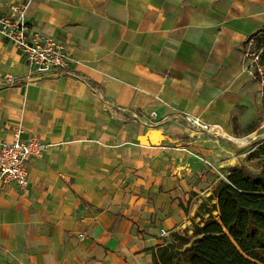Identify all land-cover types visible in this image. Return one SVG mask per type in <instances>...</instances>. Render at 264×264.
Listing matches in <instances>:
<instances>
[{
    "label": "crops",
    "instance_id": "1",
    "mask_svg": "<svg viewBox=\"0 0 264 264\" xmlns=\"http://www.w3.org/2000/svg\"><path fill=\"white\" fill-rule=\"evenodd\" d=\"M16 6L73 61L38 76L0 35V144H50L28 190L0 196V264H153L174 234L193 239L221 182L198 156L264 134L243 55L264 0H0V18Z\"/></svg>",
    "mask_w": 264,
    "mask_h": 264
},
{
    "label": "trees",
    "instance_id": "2",
    "mask_svg": "<svg viewBox=\"0 0 264 264\" xmlns=\"http://www.w3.org/2000/svg\"><path fill=\"white\" fill-rule=\"evenodd\" d=\"M258 41L264 42V35ZM250 158L263 159L261 171L241 167L221 180L214 192L218 218L209 211L193 239L174 234L154 254L153 264H264V142Z\"/></svg>",
    "mask_w": 264,
    "mask_h": 264
},
{
    "label": "built area",
    "instance_id": "3",
    "mask_svg": "<svg viewBox=\"0 0 264 264\" xmlns=\"http://www.w3.org/2000/svg\"><path fill=\"white\" fill-rule=\"evenodd\" d=\"M27 6H16L13 13L0 18V35L13 44L15 49L25 58L33 73L41 77L51 76L67 71L73 61L67 47L52 37L35 33L29 36V25L26 21ZM264 35L259 31L252 35L244 48V71L254 81L264 86V42L258 39ZM13 83V77H7ZM194 126L202 130L210 129L199 121ZM50 144L39 138L22 139L18 131L12 140L0 144V196L15 186L26 192L30 185L28 163L31 158H41ZM212 168L213 164L207 162ZM215 168V167H214ZM162 238L169 233L162 230Z\"/></svg>",
    "mask_w": 264,
    "mask_h": 264
},
{
    "label": "rangeland",
    "instance_id": "4",
    "mask_svg": "<svg viewBox=\"0 0 264 264\" xmlns=\"http://www.w3.org/2000/svg\"><path fill=\"white\" fill-rule=\"evenodd\" d=\"M203 131V130H198ZM236 139H245V141H233L234 146L237 148L236 151H234L233 155H227V157L221 158L220 161L218 160L217 163H214V167H210L207 162L208 160L204 156H198V158L204 162L208 166L210 170H213L216 172V175L218 178H220V181L223 179H226L229 172H232L233 170L240 169L241 167L246 168L248 171L258 173L261 171L263 159L262 158H250V153L254 150H257L262 143L264 142V134L257 135V136H250L247 138H236ZM241 146V147H240ZM236 160L235 165H229L230 160L232 159ZM210 163V162H209ZM222 164V165H221ZM222 166V167H221ZM214 204L212 201L209 202L208 211L213 212V215L218 218L219 213L213 209ZM195 232V231H194ZM174 238V237H173ZM192 238V237H190ZM179 243V244H178ZM178 245H180V242H177ZM179 247H182L181 245Z\"/></svg>",
    "mask_w": 264,
    "mask_h": 264
},
{
    "label": "water",
    "instance_id": "5",
    "mask_svg": "<svg viewBox=\"0 0 264 264\" xmlns=\"http://www.w3.org/2000/svg\"><path fill=\"white\" fill-rule=\"evenodd\" d=\"M235 163H236V160H232L230 161L229 165H235Z\"/></svg>",
    "mask_w": 264,
    "mask_h": 264
},
{
    "label": "bare ground",
    "instance_id": "6",
    "mask_svg": "<svg viewBox=\"0 0 264 264\" xmlns=\"http://www.w3.org/2000/svg\"><path fill=\"white\" fill-rule=\"evenodd\" d=\"M237 140H238V139H237ZM240 141H242V142H243V141H245V139H242V140H240Z\"/></svg>",
    "mask_w": 264,
    "mask_h": 264
}]
</instances>
